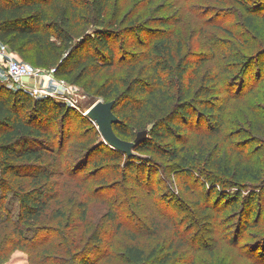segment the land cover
<instances>
[{
	"label": "rangeland",
	"instance_id": "1",
	"mask_svg": "<svg viewBox=\"0 0 264 264\" xmlns=\"http://www.w3.org/2000/svg\"><path fill=\"white\" fill-rule=\"evenodd\" d=\"M115 3L117 8L114 6L108 17L124 2ZM244 4L253 8L251 13L264 14V0H128L120 9L124 17L135 6L131 18L137 19L143 12L137 23L150 21V28L139 36L142 40L164 36L173 29L174 40L183 42L192 61L215 55L205 62L192 89L207 68L218 62L231 69L225 75L236 77L238 82L230 93L241 98L229 101L224 130L232 128L234 141L260 149V161L264 162V132L257 130L260 125L264 129V120L256 116L259 123H253L252 110L256 108V113L264 115V19L255 18L257 28L248 25ZM159 19L167 21L169 28L159 24ZM85 29L95 31L91 23ZM251 59L255 60L248 70L243 63ZM239 61L243 62L240 66L245 77L239 74ZM44 69L55 76L49 90L73 108L65 124L62 117L49 124L54 139L39 140L40 145L53 147L43 165L55 172L57 198L51 200L39 226H34L38 231L28 235L29 242H20L10 233L19 222V203H12L11 217L0 212V264H81L83 260L91 264H134L125 255V247L134 236L146 253L157 248L163 255H171L169 264H264V185L247 217L244 201L257 191L253 188L258 187L257 182H249L235 203L236 188H228L229 196L222 199L224 196L209 192L204 176L180 170L170 155L134 150L135 157L121 152L118 158L109 146L99 150V144L108 143L87 112L104 99L69 81L68 76L56 75L55 68ZM4 81L16 88L11 80ZM208 127L207 122L197 123L194 114V120L186 124L190 143H196V133ZM67 133L68 140L64 139ZM136 136L137 132L128 139ZM40 166L30 169L31 173L42 170ZM27 171L6 176L7 183L0 178L2 203H8L13 193L25 186L30 179ZM81 204L87 206L83 221ZM110 209L118 212L117 224L105 216Z\"/></svg>",
	"mask_w": 264,
	"mask_h": 264
},
{
	"label": "trees",
	"instance_id": "2",
	"mask_svg": "<svg viewBox=\"0 0 264 264\" xmlns=\"http://www.w3.org/2000/svg\"><path fill=\"white\" fill-rule=\"evenodd\" d=\"M113 1L0 0V42L22 59L31 61L33 66L55 68L56 75L68 76L69 81L81 84L104 101L115 100L114 112L121 121L114 129L121 138L129 140L136 132L149 129L148 137L135 150H151L162 157L170 155L180 170L204 176V185L212 194L228 197L226 190L236 188L234 202L237 203L249 182L259 183L253 187L257 191L244 201L243 212L250 214L258 190L264 185V162L260 161V149L234 141L232 128L224 130L229 101L241 98L230 93L238 82L236 77L225 75L231 69L218 62L207 68L192 89L205 62L215 55L192 61L183 42L174 40L173 29L164 36L142 40L139 36L150 28V21L145 25L137 23L143 12L132 19L135 6L121 17L120 7L128 0H123L108 17L111 9L117 8ZM244 7L249 14L247 24L257 28L255 18L264 19V14L251 13L253 8L249 4ZM90 23L95 31L88 33L85 26ZM159 24L169 26L163 19H159ZM254 60L237 63L241 76L245 77L246 73L242 72L240 62L250 70ZM72 109L55 97L36 98L31 92L11 88L0 79V178L7 183L6 176L20 175L25 170H29L26 175L30 177L8 203L0 199V212H8L9 217L12 203H19L18 225H9L13 227L10 233L17 235L20 242H29L28 235L38 231L34 226L43 221L51 200L58 193V182L53 180L55 172L43 165L53 147L40 145L39 140L54 139L49 124L55 123L58 117L65 124L71 118ZM255 109L252 108L253 123H259L258 118L264 120V115ZM194 114L196 122H207L209 129L197 132L199 138L191 144L186 124L194 120ZM261 126L257 130L263 133ZM69 136L67 133L64 139L68 140ZM99 146V150L109 146L118 158L122 156L123 152L109 144ZM40 164L42 170L31 173L30 169L41 167ZM81 206L80 220L83 221L87 206ZM105 216L117 224L119 215L115 209H110ZM125 255L134 264H169L171 259V255H163L157 248L146 253L135 236L126 245ZM81 264L91 263L83 260Z\"/></svg>",
	"mask_w": 264,
	"mask_h": 264
},
{
	"label": "built area",
	"instance_id": "3",
	"mask_svg": "<svg viewBox=\"0 0 264 264\" xmlns=\"http://www.w3.org/2000/svg\"><path fill=\"white\" fill-rule=\"evenodd\" d=\"M0 79L11 80L15 87L31 92L36 98L57 96L49 90L50 84L55 80L53 71L31 67L17 58L16 53L12 52L5 43H0Z\"/></svg>",
	"mask_w": 264,
	"mask_h": 264
},
{
	"label": "water",
	"instance_id": "4",
	"mask_svg": "<svg viewBox=\"0 0 264 264\" xmlns=\"http://www.w3.org/2000/svg\"><path fill=\"white\" fill-rule=\"evenodd\" d=\"M115 105V100H99L89 109L87 115L96 122L103 138L109 145L130 157L135 154L134 150L137 145L148 137L149 129L139 131L133 141L121 138L114 129V125L121 121L114 112Z\"/></svg>",
	"mask_w": 264,
	"mask_h": 264
},
{
	"label": "crops",
	"instance_id": "5",
	"mask_svg": "<svg viewBox=\"0 0 264 264\" xmlns=\"http://www.w3.org/2000/svg\"><path fill=\"white\" fill-rule=\"evenodd\" d=\"M1 43V42H0Z\"/></svg>",
	"mask_w": 264,
	"mask_h": 264
}]
</instances>
